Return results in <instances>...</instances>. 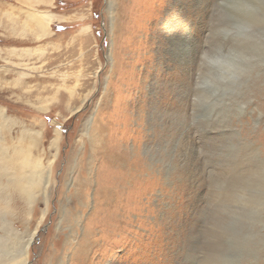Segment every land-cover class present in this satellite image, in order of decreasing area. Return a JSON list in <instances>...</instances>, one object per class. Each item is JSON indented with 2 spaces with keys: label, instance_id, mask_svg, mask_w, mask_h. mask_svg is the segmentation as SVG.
<instances>
[{
  "label": "rangeland",
  "instance_id": "obj_1",
  "mask_svg": "<svg viewBox=\"0 0 264 264\" xmlns=\"http://www.w3.org/2000/svg\"><path fill=\"white\" fill-rule=\"evenodd\" d=\"M257 146L264 0H0V264H264V213L221 191Z\"/></svg>",
  "mask_w": 264,
  "mask_h": 264
},
{
  "label": "bare ground",
  "instance_id": "obj_2",
  "mask_svg": "<svg viewBox=\"0 0 264 264\" xmlns=\"http://www.w3.org/2000/svg\"><path fill=\"white\" fill-rule=\"evenodd\" d=\"M108 5H109V9L111 10V12H113L114 0H111V1L108 0ZM186 38H187L188 42H189V39L191 41L192 40V34L188 35V36L186 35ZM238 57H239L238 54L229 52L227 54H222V53L216 54L209 61L206 60L207 64L204 67L206 70H208L207 73H209L208 79H210V82L212 81L214 83H217L220 80L222 83H224L225 86H227L225 81L229 78H232L235 75V70L241 66V64L237 61ZM187 58H188V60H187L188 63L193 59L189 54L187 55ZM204 64H205V61H204ZM205 78H207V77H205ZM202 84H207V80L205 82H203ZM200 90H202V88ZM262 91H263V88L259 84L256 87V92H257V94H261ZM195 107H196V105H195ZM86 125H87V129H90L91 131L92 130L96 131V138L97 139L102 140V139L107 137L106 134L104 133L105 125H101L99 123H94V125H93V122H91V120H89ZM93 134H94V132H93ZM55 141H57V140H55ZM98 144H99V142H98ZM98 149H99V147H98ZM102 151H104V150H102ZM98 152H100V151H98ZM254 152L256 153L257 159L255 158L256 161L254 160L253 166L243 167L242 165H240L242 155H241L239 163H238V160L233 161V164L231 165V167L228 168L229 174H227L228 176L226 177V181H225L227 186L225 188H223V190H221L222 194H224L227 198L234 197V198H236V202L240 199V202H241L240 206L241 207L247 208V209H253L257 212L255 218H253L251 220V223L258 222L264 213V179H263L264 175H262V173L264 172V152L262 151V149H259L258 146L255 148ZM113 153L114 152L111 153L110 151L109 152L104 151L101 155L103 156L104 160H106L110 163H113L116 160H119V161H122L121 162L122 164L124 163V165H127L128 169H130V170L132 169L130 163L128 161H126L127 158L125 155H119L118 153H114V154ZM246 155L244 156L243 160H247V157H249L248 155L247 156ZM253 176H255V177L252 178ZM17 179H18V181H17L16 189H18V191H20V192H22L25 189H28L29 187H31L34 184V181L32 178H30V180H24L22 176H17ZM87 180H88V177H84L82 183L83 184L86 183ZM226 184H224V185H226ZM98 191L106 193L108 197L111 193V192H109V189L105 185L100 186ZM113 195L114 194H112V196ZM28 197H32V196L30 194H28ZM110 197H111V195H110ZM108 199H107V201H109ZM117 199L119 200L120 198H117ZM263 222H264V220H263ZM260 232H263L261 230V228H260ZM260 232H255L253 236L259 237V238H262V236L264 237V233L260 234ZM33 239H34V234L29 238L28 242L26 243L25 248L29 247V245L31 244ZM88 239H90V238H88ZM5 252H7V251L5 250ZM25 256H26L25 260L19 259L16 264H25L27 262V252L25 253ZM1 264H5V263L2 262Z\"/></svg>",
  "mask_w": 264,
  "mask_h": 264
}]
</instances>
